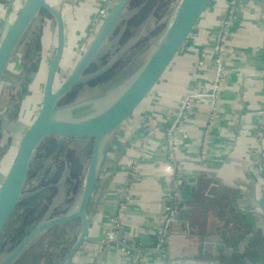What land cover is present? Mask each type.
I'll list each match as a JSON object with an SVG mask.
<instances>
[{"label":"crops","instance_id":"obj_1","mask_svg":"<svg viewBox=\"0 0 264 264\" xmlns=\"http://www.w3.org/2000/svg\"><path fill=\"white\" fill-rule=\"evenodd\" d=\"M25 1L0 0V37ZM98 1L86 0L79 16ZM76 18L66 15L69 49L81 28ZM199 92L182 114L185 99ZM263 108L264 0H212L159 86L104 141L88 208L89 239L70 264H264L258 207L264 195ZM176 168L182 203L168 235L167 259L153 239L166 219ZM214 191L223 203L218 212ZM114 219L125 251L104 243ZM230 232L243 246H229V252L225 247L235 243L226 238Z\"/></svg>","mask_w":264,"mask_h":264},{"label":"water","instance_id":"obj_2","mask_svg":"<svg viewBox=\"0 0 264 264\" xmlns=\"http://www.w3.org/2000/svg\"><path fill=\"white\" fill-rule=\"evenodd\" d=\"M129 2L130 0L116 2L77 66L58 89H55L56 75L65 46V24L60 9L48 0H26L0 42L1 86L12 59L17 55L19 45L42 10L48 11L56 20L57 47L49 63L42 106L21 137L15 158L0 184V240L17 205L40 192V190L25 192L34 153L39 144L47 137H58L64 141L77 137L81 138L80 142L82 140L92 142L89 164L75 209L52 216L53 206L48 215L32 227L13 249L0 259V264H14L49 229L59 225L80 224L81 230L76 241L59 262V264L71 263L89 239L91 218L88 208L103 165L104 141L126 123L154 91L188 38L194 33L212 0H180L169 25L155 43L150 55L135 71L123 90L102 108L90 113L92 107L87 105V102L60 106L61 98L72 87L97 74L84 76L89 65L106 48L108 38L115 27L124 19ZM79 110L90 111L79 117L77 115ZM258 206L264 220V195L258 199ZM148 238L143 236L141 239L149 243L150 238ZM153 244H158L156 238L153 239Z\"/></svg>","mask_w":264,"mask_h":264},{"label":"rangeland","instance_id":"obj_3","mask_svg":"<svg viewBox=\"0 0 264 264\" xmlns=\"http://www.w3.org/2000/svg\"><path fill=\"white\" fill-rule=\"evenodd\" d=\"M179 1L180 0H149V2L153 3L151 4L152 7L150 8V14L147 17V20L140 25V29L135 32L126 44L128 45V48L130 45H136L135 53H139L134 60L135 63L133 69L130 71L131 73H129L126 79L122 78V81L118 80V83L110 90L111 93L104 98V100L100 102L98 101L94 104L96 107L91 109V111L89 110L90 113L94 110L96 111V109L99 110L98 108H102L123 90L125 84L131 79L139 66L147 59L153 50L155 43L163 35L175 13ZM61 2L62 0H60L58 4ZM99 2L101 1H98V3ZM98 3L96 8H99ZM92 9H95V7H92ZM137 10L138 9L134 6H129L124 17L126 18L132 12H137ZM90 25L89 22L78 23L77 26L81 27L78 36L80 37V35L89 32ZM133 29H135V26ZM55 32V21H46L42 14L39 15L31 30L27 33L18 47L17 55L11 61L5 79L0 86V184L9 171L13 159L15 158L21 137L30 126L31 122L35 119L41 107L46 66H48L51 55L55 50V46H50V41L48 39H50V34H55ZM77 32L78 31L76 30L74 36L72 34L71 40L73 43L77 38ZM40 35L42 43L41 53L39 50ZM115 37L116 33L114 34V37L112 36L109 40L108 46L113 42L117 43L118 46L124 44V36L117 39ZM76 43H78V39ZM47 50H49L48 53ZM108 57L109 54H105L103 60H107ZM115 57L116 54H114V58L112 59H115ZM39 58H41L39 66L42 65L44 68L35 73L34 70L38 65ZM111 61L106 65H112L114 61ZM72 66L73 65H71L70 62H66V75L71 73L70 70L72 69ZM66 75L61 72L59 79L62 80ZM160 82L156 85V88L159 86ZM86 104L90 105L93 103L87 102ZM84 112L85 111L83 110H79L77 115L80 117L84 114H88L87 111ZM79 140H81V138L74 137L72 140L64 141L61 138L52 137L46 138L37 147L32 160L25 192L31 193L37 190H42V188L46 189V185L50 182L56 183L57 192L53 195L55 192H52L53 188H50L46 195L38 196L36 194L24 199L18 205L4 229L0 240V259L13 249L26 232H28L39 221L44 219L53 206V215L63 214L64 212L69 211V208L76 206L83 187L92 146V142L89 140H82L81 142ZM70 175H72L73 179H76L74 181L77 183L78 187L76 191L71 190L73 191L72 194L75 193L76 197L75 201L69 207L67 201L72 198L69 194L67 195L69 188L68 179H71L69 178ZM64 204L66 206H64ZM260 228L264 230V227ZM64 230L65 238L68 239V243H70L66 251L62 250L58 254L54 245L51 247L49 246V244H54L52 238L56 235V230L51 229L42 234L34 244L25 251L27 260L31 259L30 256L33 257L35 255L41 258L42 264H47L46 258L50 257L51 254H54L58 255L54 264H59L69 248L76 241L81 226L80 224H77L71 227H66ZM60 235L62 234H59V236ZM50 237L52 238L50 239ZM240 245L243 246L238 241L237 248ZM22 258L23 256L18 259L16 264H29V261L24 262Z\"/></svg>","mask_w":264,"mask_h":264},{"label":"flooded vegetation","instance_id":"obj_4","mask_svg":"<svg viewBox=\"0 0 264 264\" xmlns=\"http://www.w3.org/2000/svg\"><path fill=\"white\" fill-rule=\"evenodd\" d=\"M48 1L52 5H54L55 7H57L58 9L61 10L63 17H64V24H65L64 52H63V56H62L59 68L57 70L56 82H55V89H58L65 82V80L72 73V71L75 69L78 62L82 58L83 54L85 53V51L87 50V48L91 44L92 40L96 36L97 32L101 28L105 18L110 13V11L113 9V7L115 6V4L118 0H103V2L101 1L98 3L99 8H96L97 3H91L89 5V8H88L89 12L85 13L83 16L82 15L79 16V13H80V10L85 8L86 4L84 2L86 0L85 1L84 0H62V2L60 4H58V2L60 0H48ZM136 2H139L143 6L141 7V5H139V3H137L138 4L137 5ZM147 2H149V0H130L127 8L129 6H134L135 8L138 9L137 12H134V13L132 12L126 18L124 17V19L119 23V25L115 27V29L111 33L110 37L108 38L106 48L89 65V67L86 69V71L84 73V76L91 75V74L94 75L95 73H97V74L92 76L89 79H86L84 81L77 83L74 87H72V89L69 92H67L61 98L60 103H59L60 106H65V105H70V104H81V103H85V102H92L93 104H90V107H92V109H93L94 107H96V106H94V104H96L98 101L100 102V101L104 100V98H106L111 93L110 90L113 89L112 87L118 83L117 82L118 80L122 81L123 79H126L128 77L129 73H131L130 72L131 69H133V65L135 63L134 60H135V58H137L139 53H135L136 45H130L128 48L127 47L128 45H126V44H127V41L130 40V38H132V36L135 34V32H137L140 29V26L139 27L136 26L135 29H133L134 24L130 25V23H131L134 15L139 13L140 10H142L143 7L146 6ZM22 6H21V8H22ZM92 7H95V9H92ZM127 8H126V11H127ZM20 9H19V11H20ZM19 11H18V13H19ZM67 12L69 15H73L74 18H76V15L79 16L75 19V22H77V25H78V23H86V22H89V25L91 24L89 32L85 33L84 35H80V37L78 36L79 32L76 34L77 35L76 39H79V40H78L76 47H74L73 49L67 48V38H68V21L66 20V15H68ZM18 13H16V14H18ZM41 14L45 17L46 21L54 20L55 24H56L55 18L48 11L42 10ZM16 16L17 15H15V17L9 23L8 27L3 31V33L0 37V42L3 38V36L5 35L7 29L9 28V26L11 25L13 20L16 18ZM87 27H86V29H87ZM31 28H30V30H31ZM136 28H137V30H136ZM81 32L84 33L83 31H81ZM115 33H116V37H115L116 39L124 36L123 37L124 38V44L122 43L123 45L118 46L117 43L113 42L108 46L109 40L112 38V36L114 37ZM73 34H75V31L73 32ZM48 40L50 41V46H52V47L55 46V50H54L53 54L51 55V58H52L56 52V47H57V25H56L55 34H50V39H48ZM39 41H40V47H39L40 49L39 50L41 53V51H42L41 35L39 36ZM49 47H48V49H49ZM48 51L49 50H47V53H48ZM105 54H109V57L107 60H103L105 57ZM114 54H116V57H115V59H112V58H114ZM51 58H50V60H51ZM40 60H41V58H39L38 65H37L36 69L34 70L35 73L37 71L39 72L42 68V65L39 66ZM111 60L114 61V63H112V65L107 66L106 64L110 63ZM66 62H70L71 65H73L72 69L70 70L71 73L69 75H66V72H65ZM49 63H50V61H49ZM49 63H48V66H46L45 83H46V79H47ZM61 72L66 75L65 78H62V80L59 79V75ZM58 81H59V84H58ZM44 91H45V84H44ZM43 98H44V93H43ZM42 103H43V100H42ZM42 103H41V106H42ZM39 111H40V109H39ZM38 113H37V115H38ZM185 113L186 112H183L182 114H185ZM47 138H52V137H47ZM28 178H29V176H28ZM69 178H71V179H68L69 188L67 191V195L69 194L72 198H70L67 201V203L69 204L68 206L70 207L71 204L75 201V197H76L75 193L72 194L73 191H71V190L76 191L78 186H77V183H75V181H74L76 179H73L72 175H70ZM182 185H183V181H182V183L179 187V190H178V201H177L178 207H179V205L181 206V203H182L181 198H180ZM56 187H57L56 183L50 182L49 184L46 185V189L42 188V190H40V192L37 194H40L44 191L48 192V190L50 188H53L52 192H55V193H53V195H54L57 192ZM46 193L43 195H46ZM18 205H17V207H18ZM64 206H66V205L64 204ZM74 209H75V207L69 208V211H72ZM259 210H260V208H259ZM69 211H67V212H69ZM67 212H64V213H67ZM56 215H60V214H56ZM52 216H55V215L52 214ZM262 224L263 225L262 226L260 225L259 227H264V221ZM54 228L55 227H53L51 229H54ZM51 229H49V230H51ZM229 246H233L236 249V247L238 246V243L234 244V245H227L225 247V250L230 252L231 250H229ZM228 254H230V253H228ZM16 262L14 264H16Z\"/></svg>","mask_w":264,"mask_h":264},{"label":"built area","instance_id":"obj_5","mask_svg":"<svg viewBox=\"0 0 264 264\" xmlns=\"http://www.w3.org/2000/svg\"><path fill=\"white\" fill-rule=\"evenodd\" d=\"M228 21H225V24ZM222 40V39H220ZM220 51L223 49V46L219 44V48ZM201 67V64L200 66ZM220 80V76L218 77V81ZM219 85H217L216 87V91L218 90ZM216 93H214L213 96H215ZM201 95L200 92L197 95H192L189 96L185 99L182 108H181V112H186L187 110H189L192 106V103L194 101L195 98H198V96ZM176 143V139L174 136H170L169 139V144L170 145H174ZM172 178H171V194H170V198H171V202L170 205L168 207V212L166 213V219L163 220L162 224L158 227V231H157V241H158V246L160 249V253L162 255L163 258H167V253H166V245L168 244L167 240H168V235L169 232L172 231V224L177 221L178 216V205H177V201H178V190L179 187L183 181V178L179 175L177 168L172 170ZM119 227H120V222L118 219H114V224L111 225V227L106 231L105 233V245L106 247H114L118 250H122L125 251L128 249V246L125 242V240L123 239V237H121L120 235V231H119ZM170 262V261H169ZM171 264H174L171 262Z\"/></svg>","mask_w":264,"mask_h":264},{"label":"trees","instance_id":"obj_6","mask_svg":"<svg viewBox=\"0 0 264 264\" xmlns=\"http://www.w3.org/2000/svg\"><path fill=\"white\" fill-rule=\"evenodd\" d=\"M137 3H139V2H136V4ZM153 2H147V4H146V6L145 7H143V9L142 10H140V12L139 13H137V14H135L134 15V17L132 18V21H131V23H130V25H132V24H134V26L136 27H139L144 21H146L147 20V17L149 16V12H150V8L152 7V4ZM138 5V4H137ZM139 5H141L140 3H139ZM143 5H141V7H142ZM136 30H137V28H136ZM130 36V35H129ZM47 191H44V192H42V193H40V194H37L38 196H40V195H42L43 196V194H45ZM214 197H216L215 199V207H216V209H215V211H221V208H222V206H223V203H220L219 202V195H217V193L214 191ZM22 202V201H21ZM20 202V203H21ZM36 225V224H35ZM34 227V226H33ZM66 227H71V226H68V225H59V226H57V227H55L54 228V230H56V235H54L53 236V238L52 237H50V239L52 238V242L54 243V244H49V246L51 247V246H53L54 245V247H55V249H56V251L58 252V254L60 253V251H66L67 249H68V246L70 245V243H68V239H66L65 238V230L64 229H66ZM28 230V229H27ZM27 233V232H26ZM25 233V234H26ZM24 234V235H25ZM59 234H62V235H60L59 236ZM61 237V238H60ZM226 238L227 239H229L230 241H232V242H235L234 244H237L238 243V241H240V238H238V233L237 234H234L233 235V233H228V235L226 236ZM41 239V238H40ZM261 239V237H258V238H256V239H253V243H252V246H255L256 248H259V247H261V245H260V240ZM237 242V243H236ZM34 244V243H33ZM48 244V243H47ZM253 251H255V250H253ZM223 254V253H222ZM26 255V253L24 252V254L22 255L23 256V258H22V260L24 261V262H28L29 261V264H42L41 263V258L40 257H38V256H33V257H31L30 256V260H27V256H25ZM249 255H251L250 253H247V254H243V255H239V256H236L235 257V259L237 260L236 262H239V261H241L242 262V260H245V256H248L249 257ZM58 255H54V254H51V256L50 257H47L46 258V261H47V264H54L55 263V259H56V257H57ZM224 256H227L226 255V253H225V255ZM263 256V255H262ZM229 258V257H228ZM264 258V257H263ZM18 262V261H17ZM16 262V263H17Z\"/></svg>","mask_w":264,"mask_h":264}]
</instances>
